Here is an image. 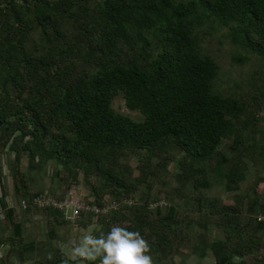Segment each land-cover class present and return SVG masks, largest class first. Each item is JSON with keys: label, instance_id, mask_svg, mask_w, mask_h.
Returning a JSON list of instances; mask_svg holds the SVG:
<instances>
[{"label": "trees", "instance_id": "trees-1", "mask_svg": "<svg viewBox=\"0 0 264 264\" xmlns=\"http://www.w3.org/2000/svg\"><path fill=\"white\" fill-rule=\"evenodd\" d=\"M222 30L236 61L264 60V0H0V181L8 166L31 204L52 194L42 175L51 163L67 184L82 175L93 203L109 195L117 205L92 234L114 224L139 231L153 264L209 253L216 264H264V66L240 91L219 85L205 41ZM117 97L143 117L115 109ZM131 155H140L135 167ZM250 164L254 181L238 192ZM213 185L233 202L214 197ZM1 186L7 261L98 264L53 242L62 210L44 209L53 216L46 241L25 238ZM94 215L81 213V224ZM211 224L222 238H211Z\"/></svg>", "mask_w": 264, "mask_h": 264}, {"label": "rangeland", "instance_id": "rangeland-1", "mask_svg": "<svg viewBox=\"0 0 264 264\" xmlns=\"http://www.w3.org/2000/svg\"><path fill=\"white\" fill-rule=\"evenodd\" d=\"M226 30H222L219 32H216L213 35L208 36L207 40L205 41V44L207 47L214 53L216 56L219 65H220V78H219V85H221L223 88H233L237 89V91H240L241 88L237 84L245 82L244 80L248 78L250 71L259 68L261 66H264V60L260 57L249 55L246 61L240 62L236 61L233 56L237 55L236 51L229 40L226 38ZM246 84V82H245ZM113 106L118 111L128 114L136 119H141L143 115L141 112L137 110H131L127 107L125 104L124 98L117 97L114 102ZM140 155H131L127 159L130 161L132 166H136V164L139 162ZM157 160L155 159V162ZM6 164H8V160L6 159ZM177 162H172L169 164V171L171 172V175L169 179L172 181L173 185H177V181L171 176L174 173L179 172ZM26 165V159H23L22 161V167ZM24 169V168H23ZM5 176L0 181V197L2 195V186L1 183L4 184L5 190L7 192V198L9 205L13 206L15 208V218L16 220L24 221L23 224V234L25 235V238L31 239L34 238L35 240L44 242L48 238L47 229L49 225V221L53 219V216H49L45 210H36L35 208H32L29 212L25 211L21 207L20 197L17 196L16 191L14 189L13 185V179L9 172L8 166H5ZM135 173L138 172L137 169L134 171ZM43 175V181L45 182V192L57 194V195H64V193L70 189L71 187H74L78 194L81 195L82 199L87 201V199L91 202L94 201V197L91 196V192L87 185L85 184L83 180V176L80 175L79 182L73 181L70 184H67V182L61 180L58 176H55L53 172V165L52 163L45 168V170L42 172ZM255 178V169L252 164H250V167H248L247 170V177L246 180L240 185V190L238 192H246V190H250L251 184L253 183ZM67 180V179H66ZM68 181V180H67ZM211 194H213L214 197H219L221 200H224L225 202L231 203L233 202V193L225 190L224 187L219 185H213L210 190ZM155 194V192H154ZM160 199L164 202H168L167 198L165 197V194H161ZM105 200L107 203L111 204V197L109 195H105ZM88 202V201H87ZM123 202V199L122 201ZM160 203H162L160 201ZM169 204V202H168ZM155 204L153 205V207ZM165 207L166 204H163ZM26 212V213H25ZM4 209H2L0 205V220L2 224V229L0 231V234L7 235L11 232L12 226L9 225V228L7 229V220L4 218ZM100 216V217H98ZM103 215L96 214L92 218L91 222L88 223L86 227H84L83 224H81L83 218L82 216H74L71 212L68 213V216H64V221L59 222L56 226V229L58 231V237L57 240L53 241L54 243H57L64 252H66L70 257L77 258V257H85V256H78L73 253V249L76 245H78L82 237L91 232L93 233L94 229L99 227V219ZM5 220V221H4ZM87 220V219H86ZM86 222V221H85ZM3 229H6L4 232ZM209 235L212 239L215 238H222V230L217 228L214 225H210V231ZM3 246L2 250L0 251V261H3V264H20L19 260L15 258V255L10 256V261H7V254L9 251V244H2L0 247ZM90 259V258H89ZM176 261L183 262L184 264H216V261L211 253H209L204 258H199L197 255H176ZM94 260V259H90ZM11 262V263H10ZM1 264V263H0ZM24 264H34V260L31 258L27 260ZM64 264V263H62ZM73 264H88L85 261L77 262Z\"/></svg>", "mask_w": 264, "mask_h": 264}, {"label": "clouds", "instance_id": "clouds-1", "mask_svg": "<svg viewBox=\"0 0 264 264\" xmlns=\"http://www.w3.org/2000/svg\"><path fill=\"white\" fill-rule=\"evenodd\" d=\"M149 248L139 231L114 224L99 236L91 232L85 234L73 253L90 259L100 257L98 264H153Z\"/></svg>", "mask_w": 264, "mask_h": 264}, {"label": "built area", "instance_id": "built-area-1", "mask_svg": "<svg viewBox=\"0 0 264 264\" xmlns=\"http://www.w3.org/2000/svg\"><path fill=\"white\" fill-rule=\"evenodd\" d=\"M30 203L31 204H29L26 199H23L21 201V207L24 210L28 209L29 205L41 210L50 208L62 210L64 211L65 217L68 216L69 212L76 217L84 212L106 215L112 208H117L115 203H107L104 206H100L97 203L87 202L82 199L81 195L78 194V191L74 187L68 189L64 195L41 194L40 196L33 198Z\"/></svg>", "mask_w": 264, "mask_h": 264}, {"label": "crops", "instance_id": "crops-1", "mask_svg": "<svg viewBox=\"0 0 264 264\" xmlns=\"http://www.w3.org/2000/svg\"><path fill=\"white\" fill-rule=\"evenodd\" d=\"M3 246L0 247V251L2 250ZM4 249V248H3Z\"/></svg>", "mask_w": 264, "mask_h": 264}]
</instances>
